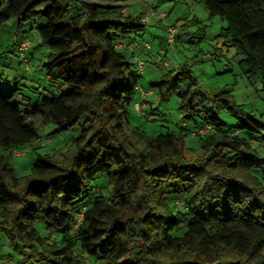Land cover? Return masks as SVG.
<instances>
[{
    "label": "trees",
    "instance_id": "obj_1",
    "mask_svg": "<svg viewBox=\"0 0 264 264\" xmlns=\"http://www.w3.org/2000/svg\"><path fill=\"white\" fill-rule=\"evenodd\" d=\"M132 1L0 0V28L11 18L18 32L45 20L35 29L48 51L40 65L50 84L69 88L31 106L15 82L7 91L0 82V231L22 256L17 264H264V124L237 112L229 90L200 95L182 68L139 85L126 47H142L129 39L146 23L122 5ZM198 1L225 21L219 37L264 91V0ZM24 40L12 45L19 57ZM140 90L150 97L137 102L136 92L146 97ZM170 93L179 123L147 134L130 122L136 107L155 122L153 104ZM219 107L232 112L234 127L218 119ZM47 125L79 132L64 152L45 151L18 175L13 151L43 148ZM188 135L199 148L194 158Z\"/></svg>",
    "mask_w": 264,
    "mask_h": 264
},
{
    "label": "rangeland",
    "instance_id": "obj_2",
    "mask_svg": "<svg viewBox=\"0 0 264 264\" xmlns=\"http://www.w3.org/2000/svg\"><path fill=\"white\" fill-rule=\"evenodd\" d=\"M159 1V4L155 3V5L152 0H135L122 4L130 7L132 10L129 9V11L134 13L145 14L151 10V7L156 10L154 16L148 18L145 32L138 41L150 46L149 50L140 46L145 53L138 54L143 62L138 84L146 88L149 81L156 80L165 72L182 68L195 77L200 95L204 96L206 93L223 89L229 90L230 102L238 107L237 112L253 116L264 124L263 83L260 80L248 78L241 71L234 50L227 47L223 39L219 37L226 25L225 21L219 17H209L198 0ZM163 14L166 15L164 18H162ZM16 23L17 20L11 18L0 28V82L3 89L9 90L15 82L22 95V101L31 106H35L42 97H49L61 91L67 92L69 88L60 82L50 84L40 65L47 61L48 51L45 47L38 46L39 37L35 29L43 26L45 20L40 17L35 18L26 23L21 32H18ZM167 27H176L179 33V37L175 38L172 45H167L164 41ZM23 39L29 40L33 46L31 49L33 59L29 61L30 68L27 71L24 69L22 58L17 56L12 48L14 43ZM184 89L185 85H181L180 90ZM138 95V92L134 94L135 101ZM153 107L155 122L142 118L136 111L137 107L131 109L130 122L147 134H156L166 132V128L170 127L169 123L174 125L181 121L177 112L175 93H170L164 102L156 101ZM217 117L226 127H234L237 124L236 118L227 108L219 107ZM53 129L52 125H47L42 131L39 130L43 148L15 158L18 175L26 174L30 164L45 151L61 149L64 152L69 141L79 132L78 126L61 133H51ZM45 132L51 134L44 136ZM253 137L259 146L258 136ZM185 143L186 147L194 150L188 151L186 156L196 157L199 154L196 138L188 135L185 137ZM261 145L264 147V142H261ZM261 152L264 155L262 147ZM36 227L39 229L41 225L37 224ZM20 258L22 256L9 245L7 238L0 231V264H17Z\"/></svg>",
    "mask_w": 264,
    "mask_h": 264
},
{
    "label": "built area",
    "instance_id": "obj_3",
    "mask_svg": "<svg viewBox=\"0 0 264 264\" xmlns=\"http://www.w3.org/2000/svg\"><path fill=\"white\" fill-rule=\"evenodd\" d=\"M155 13H156V10H153V7H151V10L147 11L142 16L141 21L144 22V23H146L147 20H148V18L154 16ZM165 16L166 15L163 14L162 15V18H164ZM176 34H177L176 27H167L166 30H165V35H164V41H165V43L167 45H172L175 42ZM30 45H31V43H30L29 40H24V41H22L19 44V46L17 48L18 52L21 54V57H22L24 63H26V59L24 57V53L28 50V48L30 47ZM139 45L140 44H138V43H133L131 45H128L126 48L133 49L134 47L139 46ZM141 45L146 50H149V48H150V46L147 43H142ZM119 47H121V46H119ZM134 60H135V62L137 64L138 70L141 72L142 69H143V63L140 60L136 59V58H134ZM140 92H141L142 95H147V93L144 90H140ZM209 129H210L209 126H205L203 128H200L197 131L196 134L202 135V134L206 133L207 131H209ZM27 151H23V152L13 151V155L16 156V157H18L20 155H25L27 153Z\"/></svg>",
    "mask_w": 264,
    "mask_h": 264
},
{
    "label": "crops",
    "instance_id": "obj_4",
    "mask_svg": "<svg viewBox=\"0 0 264 264\" xmlns=\"http://www.w3.org/2000/svg\"><path fill=\"white\" fill-rule=\"evenodd\" d=\"M154 1V5H155V3L156 4H159V0H152V2ZM141 37V36H140ZM129 41H139V37H131L130 39H129ZM161 43H162V41H160ZM159 42V43H160ZM159 47H161L160 45H159ZM134 48H136L135 50H134ZM133 49H129V48H127V51L128 52H132L133 53V56H134V58H136V59H138V60H140L139 58H140V56L138 55V54H144L145 52H144V50L143 49H141L140 48V46H136V47H134ZM161 50V48L159 49V51ZM141 61V60H140ZM142 62V61H141ZM143 63V62H142ZM142 86V85H141ZM147 98L146 97H141V96H139L138 95V101L137 102H141V101H145Z\"/></svg>",
    "mask_w": 264,
    "mask_h": 264
}]
</instances>
